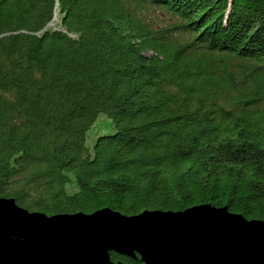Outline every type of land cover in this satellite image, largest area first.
Wrapping results in <instances>:
<instances>
[{
	"label": "trees",
	"instance_id": "obj_1",
	"mask_svg": "<svg viewBox=\"0 0 264 264\" xmlns=\"http://www.w3.org/2000/svg\"><path fill=\"white\" fill-rule=\"evenodd\" d=\"M0 198L264 221V0H0Z\"/></svg>",
	"mask_w": 264,
	"mask_h": 264
},
{
	"label": "water",
	"instance_id": "obj_2",
	"mask_svg": "<svg viewBox=\"0 0 264 264\" xmlns=\"http://www.w3.org/2000/svg\"><path fill=\"white\" fill-rule=\"evenodd\" d=\"M111 253L143 264H264V221L210 205L47 216L0 198V264H123Z\"/></svg>",
	"mask_w": 264,
	"mask_h": 264
},
{
	"label": "rangeland",
	"instance_id": "obj_3",
	"mask_svg": "<svg viewBox=\"0 0 264 264\" xmlns=\"http://www.w3.org/2000/svg\"><path fill=\"white\" fill-rule=\"evenodd\" d=\"M150 18L153 21H156L157 23H159L161 25L169 24L170 20H171V17H170V15L168 13H166V12H164L162 10H159V9L152 10L151 13H150ZM96 134H97L96 130L91 132V137H90L91 141L95 138Z\"/></svg>",
	"mask_w": 264,
	"mask_h": 264
}]
</instances>
